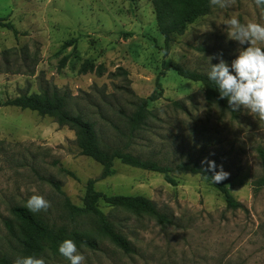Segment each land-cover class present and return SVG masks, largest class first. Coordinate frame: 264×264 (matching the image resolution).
Returning a JSON list of instances; mask_svg holds the SVG:
<instances>
[{
	"label": "rangeland",
	"instance_id": "374dc122",
	"mask_svg": "<svg viewBox=\"0 0 264 264\" xmlns=\"http://www.w3.org/2000/svg\"><path fill=\"white\" fill-rule=\"evenodd\" d=\"M153 8L150 0H0V19L17 30L0 29V100L57 91L74 114L95 124L109 150L123 149L172 168L180 163L207 168L202 164L207 159L215 161L216 171L222 166L229 173L227 186L241 209L227 208L223 195L200 175L174 172L173 185L161 173L116 160L115 173L97 182L96 189L108 196L146 197L173 223L161 226L148 215L101 201L134 251L124 253L100 238L97 251L78 248L84 264H264V189L254 187L264 174V124L243 109L236 116L223 114L207 103L202 83L170 70L178 64L208 73L211 63H219L208 58L221 53L230 66L241 46L228 39L223 22L235 16L241 23L264 24V12L254 0H233L225 9L212 6L166 52ZM70 41L74 44L66 47ZM87 60L103 65V74L81 73ZM163 71V98L150 102L152 116L132 133L126 114L134 111L137 98L153 93ZM102 171L82 154L75 131L54 117L0 107V258L14 263L22 257L3 224L13 219L12 207L24 206L33 195L49 201L40 213L50 223L91 229V218L69 216L50 181L59 182L81 206L88 180ZM37 258L70 264L50 251Z\"/></svg>",
	"mask_w": 264,
	"mask_h": 264
},
{
	"label": "trees",
	"instance_id": "16d2710c",
	"mask_svg": "<svg viewBox=\"0 0 264 264\" xmlns=\"http://www.w3.org/2000/svg\"><path fill=\"white\" fill-rule=\"evenodd\" d=\"M150 1L154 7L159 31L165 40L166 52L171 48L176 36L184 35L190 25L209 15L212 11L209 0ZM262 11L264 12V9ZM1 28H7L17 34L15 26L9 22L5 23L4 19H0ZM72 44H74L73 41H70L65 46H71ZM103 69V65L96 66L94 62L87 60L82 65L80 72L86 74L95 71L103 74ZM170 70H174L179 76L185 79L202 83L207 103L210 105L215 104L223 114L231 113L233 116H236V113L230 109L227 99H220L219 91L215 83L208 78V73L193 71L178 64L171 65ZM123 72L124 75H128L127 71L123 70ZM165 74L166 72L163 71L158 76L156 88L153 93L147 99L137 98V101L134 103V111L131 114H126V121L132 133L146 125L152 116L153 111L149 108L150 102H156L163 98L164 89L160 80ZM66 100L67 98L57 91L52 93L45 91L40 94H24L14 99H8L5 102L0 100V107L14 106L23 110L36 111L42 116L48 115L54 117L60 125L68 126L71 130L75 131L77 144L82 154L93 159L103 168L101 176L98 179L88 180L81 206L74 204L65 195L59 182L50 181L59 195L64 197V207L71 218L89 217L92 219L93 225L89 230H81V228L69 229L66 225L50 223L40 212L33 213L22 205H15L11 208L10 213L13 219H5L3 225H5L10 235L20 245L22 257L35 256L37 258L46 251L61 256L58 248L65 239L73 240L77 248L83 247L97 251L100 247L99 239L106 238L124 253H132L134 249L130 241L116 231L114 224L100 208L99 204L101 201H104L111 207L121 208L135 215H148L155 219L161 226L173 223L167 215L159 211L157 205L152 200L146 197L124 195L108 196L96 189L97 182L115 173L114 164L116 160H120L124 165L161 173L165 176V180L173 185L177 184L172 176L174 172L200 175L223 195L227 208L233 210L243 208V204L235 198L228 188L227 181L224 180L221 183L214 184L211 180L213 173L207 171V168L201 164L192 165L189 163H180L175 168H172L170 166H162L156 161L144 160L123 149L109 150L104 147L95 124L81 114H74L70 110L68 101ZM172 103L178 109L184 110L185 108L180 101ZM68 174L73 177L75 176L71 172ZM254 187L255 191L264 189V174L254 181ZM0 263L14 264L10 259L4 257L0 258Z\"/></svg>",
	"mask_w": 264,
	"mask_h": 264
},
{
	"label": "clouds",
	"instance_id": "9594fccd",
	"mask_svg": "<svg viewBox=\"0 0 264 264\" xmlns=\"http://www.w3.org/2000/svg\"><path fill=\"white\" fill-rule=\"evenodd\" d=\"M254 2L258 8L264 9V0ZM209 3L210 6L225 9L232 5L233 0H209ZM222 25L226 26L228 39L238 42L241 47L230 66L223 59L222 53L209 57L210 62L218 59L219 63H211L208 78L215 83L220 99H227L233 112L243 109L260 124H264V24L241 23L233 16ZM202 164L207 165L206 170L213 173L211 180L214 184L223 182L229 176L222 166L220 171H216L215 161L205 159ZM24 206L29 211L38 213L46 211L50 203L43 196L33 195ZM58 252L70 264H84V255L79 254L76 243L71 239L61 242ZM14 264H45V261L35 256H26L17 257Z\"/></svg>",
	"mask_w": 264,
	"mask_h": 264
}]
</instances>
